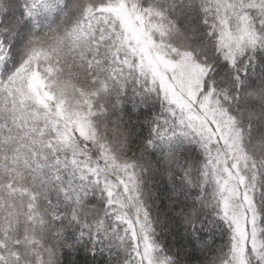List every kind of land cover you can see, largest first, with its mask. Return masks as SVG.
<instances>
[{
	"label": "snow or ice",
	"instance_id": "6c2138e0",
	"mask_svg": "<svg viewBox=\"0 0 264 264\" xmlns=\"http://www.w3.org/2000/svg\"><path fill=\"white\" fill-rule=\"evenodd\" d=\"M0 264H264V0H0Z\"/></svg>",
	"mask_w": 264,
	"mask_h": 264
}]
</instances>
